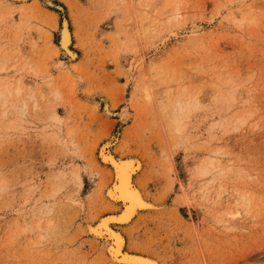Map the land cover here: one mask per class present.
<instances>
[{
	"label": "rangeland",
	"instance_id": "rangeland-1",
	"mask_svg": "<svg viewBox=\"0 0 264 264\" xmlns=\"http://www.w3.org/2000/svg\"><path fill=\"white\" fill-rule=\"evenodd\" d=\"M149 1L0 0V81L19 78L23 92L0 97V264H112L93 232L116 178L104 148L140 161L153 204L113 226L125 250L163 264H264V243L249 252L254 230L195 207L210 190L223 191L216 207L248 192L264 210V0H155L142 31ZM64 20L73 58L59 46ZM155 73L217 88L207 109L185 113L179 138L150 94ZM211 155L222 158L212 179L198 174Z\"/></svg>",
	"mask_w": 264,
	"mask_h": 264
},
{
	"label": "bare ground",
	"instance_id": "bare-ground-1",
	"mask_svg": "<svg viewBox=\"0 0 264 264\" xmlns=\"http://www.w3.org/2000/svg\"><path fill=\"white\" fill-rule=\"evenodd\" d=\"M135 5H137V4H135ZM155 8H156L155 0H150L148 2V4L147 3L146 4H139L138 9L141 11V14H142V20L140 19L141 18L140 17L139 18L140 19L139 24L142 25V27H143L142 31H145L148 29L149 26L143 25V23L144 22L147 23L148 20L153 16V14L156 12ZM162 9H164V8H162ZM177 10H178V8H177ZM157 12H159V11H157ZM173 14H178V12L174 11V10H169L167 12H160L159 18L163 19V17L165 15L171 16ZM139 15H137V16H139ZM154 16H156V14ZM153 19H154V17H153ZM250 21L254 23L253 18L250 19ZM243 22H245V21H243ZM151 24H153V23L151 22ZM133 28H134V26H133ZM70 41H71V33L68 29L67 21L64 20L62 23L61 29H60V45L59 46H60V49L63 50V53H65L69 58H73L74 52L68 48ZM57 48L58 47H56V49ZM2 70H3V68H0V73L2 72ZM157 74L155 73L154 74L155 77L153 76L154 77L153 81L156 82L157 88L152 89L150 94L151 95L155 94V92L160 93L162 95V97L165 99V106L163 108H166L170 112V117L167 118L168 123H169L171 129L174 131L176 137L179 138V136L181 135V122H182V118L185 116V113H190L191 110L200 108L202 106H206V109H207V106H210V104L213 101V95L215 93H217V88L216 87L214 88V85H213L214 82L213 81H210L207 83H201L199 81H196V79L190 80V79H186L183 76H179V78H174L172 76H169L167 78H163V77H161L163 74L161 76H160V74L157 76ZM195 76H196V74H195ZM197 76H198V74H197ZM211 78L212 77H210V79ZM20 82L21 81L19 78H17L16 80H9V81L2 80V81H0V97H5L8 95H13V94L18 95L19 93H21L22 91H21ZM217 87H219V86H217ZM228 95L229 94H227V96ZM223 96H226V95H223ZM231 98H234V96L232 95ZM11 104H13V103H11ZM5 107H7V106H5ZM105 110L108 113H110L111 109L109 110L107 107ZM187 119H188V117H187ZM174 133L172 134V136L174 135ZM210 133H212V132H210ZM121 147H122V145H121ZM109 150H107L106 148L102 149V151H100L101 152L100 156H101L102 161H104V163L106 162V163L110 164V168H109V169H111L110 173H113L116 177L115 180L113 179L114 182L111 183L112 185L108 189V193H107L108 194V200L106 201V208L109 209L111 212L109 214L101 217L98 220V222L96 220L97 224H95L96 228L93 229V232H94V234H96L97 237L104 235L102 242H105V244L107 242V246H108L107 247L108 250H106L107 252L105 255L112 264H163L158 259H155L154 257H151L149 255H145L143 253H134V252L125 250L124 249L125 236L123 235V233L120 230L117 229V227H113L114 225L117 226L118 224L120 225V224L130 223L131 221H133V219L135 217H137L141 213L140 211L144 210L147 206H152L153 204L150 202L149 198L143 193V188H142L143 183L141 184V179L139 178L142 174L138 177L139 179L136 177L139 174V171L141 169L140 161L137 160L134 156H127L128 154L126 155V157H122V156L117 157V156H115L114 153H112ZM168 158H170V156H167V159ZM201 159H202V157H201ZM220 159H222V158H220ZM220 159L215 158V156H213V155L208 156L207 159L205 160V162L201 165L202 167L198 169V174L199 175L209 174V175H211V179H212V177H213L212 173L216 169L220 170V168H221L222 160H220ZM223 159H225V158H223ZM222 167H224V166H222ZM97 174L104 183L107 182V179H108L107 173L100 170L97 172ZM108 174H109V172H108ZM114 175H113V177H114ZM170 182L171 181H168V183H170ZM220 184H221V182H220ZM171 185H172V182H171ZM101 186H99V187H101ZM222 186H223V184H222ZM198 188H200V187L198 186ZM204 188H205V186H204ZM208 189H209V186H208ZM222 192L223 191H218V192H215L213 194L210 192V190L209 191H201L200 196L199 195L198 196L200 199L199 206H202V207H199L198 204H197V206L195 205V207L197 209H199V208L205 209L206 208V209H211L212 211L222 212L223 217L227 221V223H226L227 226L231 229H235V230H238L241 232H242V230H245V231H248V234H250V232L254 230L256 238L253 241H250V243H252V245L250 244L251 245L250 247L248 245L249 250H250V251L249 250L248 251L252 252L253 250H260L257 253L259 255H261V251H263L261 248H263L262 246H263L264 240H263V238L262 239L258 238L257 233L259 232L258 227L261 226L260 219L264 218V210L261 207H259V204L257 202L255 203L254 206L251 205L252 198L247 194L248 192L238 195L237 199H235V202L233 204H231L232 206H230V207H223V208L216 207L217 203L219 202V199L222 195ZM182 193L185 196H187V191H183ZM105 194H106V192H105ZM236 195H237V192H236ZM229 198H231V197H229ZM160 199L161 198H159V200ZM254 199H256V198H254ZM116 204H121V205L118 208ZM203 207H205V208H203ZM241 232H239V233L244 235V233L243 232L241 233ZM238 236L240 237V235H238ZM233 238H234V236H233ZM240 238H242V237H240ZM252 238H251V240H252ZM241 247H242V245H241ZM243 248L244 249L246 248V244L243 246ZM245 262H242V263L245 264Z\"/></svg>",
	"mask_w": 264,
	"mask_h": 264
}]
</instances>
